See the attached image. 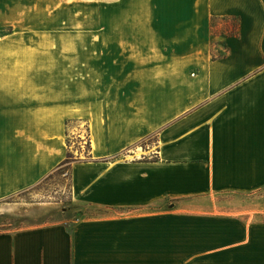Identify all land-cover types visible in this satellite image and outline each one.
Returning a JSON list of instances; mask_svg holds the SVG:
<instances>
[{
  "label": "crops",
  "instance_id": "obj_1",
  "mask_svg": "<svg viewBox=\"0 0 264 264\" xmlns=\"http://www.w3.org/2000/svg\"><path fill=\"white\" fill-rule=\"evenodd\" d=\"M8 1L0 26L22 13ZM110 4L82 30L78 71L9 89L0 72V198L54 171L82 120L72 198L101 210L0 232V264H264V210L214 198L264 188V0Z\"/></svg>",
  "mask_w": 264,
  "mask_h": 264
},
{
  "label": "rangeland",
  "instance_id": "obj_2",
  "mask_svg": "<svg viewBox=\"0 0 264 264\" xmlns=\"http://www.w3.org/2000/svg\"><path fill=\"white\" fill-rule=\"evenodd\" d=\"M13 2L8 1V9ZM17 5L22 13L7 15L6 24L0 26L3 53L13 57L7 59L8 63H0L8 89L22 86L21 79L23 85H30L24 80L26 77L37 71H52L53 64L61 71L65 63L75 61L72 68L78 71V61L73 56L79 51L77 41L84 38V26L90 29L96 20L104 24L110 20V0H17ZM58 42L62 43L56 45ZM88 130L86 122L70 121L67 126L68 162L35 185L0 198V232L54 222L72 223L78 218L100 214L101 210L74 201L71 193L70 166L87 155ZM154 140L153 135H148L141 144L152 146ZM214 198L221 200L224 208L236 212L264 210V188L253 193H228Z\"/></svg>",
  "mask_w": 264,
  "mask_h": 264
},
{
  "label": "trees",
  "instance_id": "obj_3",
  "mask_svg": "<svg viewBox=\"0 0 264 264\" xmlns=\"http://www.w3.org/2000/svg\"><path fill=\"white\" fill-rule=\"evenodd\" d=\"M69 145V144H68ZM89 147V145H88ZM70 159V153H67V157L59 164L60 167H62V165L66 164L68 162V160ZM58 166V167H59Z\"/></svg>",
  "mask_w": 264,
  "mask_h": 264
}]
</instances>
